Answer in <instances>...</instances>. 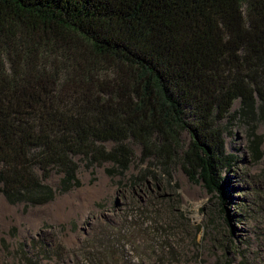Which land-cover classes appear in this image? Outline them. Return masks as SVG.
<instances>
[{
    "label": "trees",
    "instance_id": "obj_1",
    "mask_svg": "<svg viewBox=\"0 0 264 264\" xmlns=\"http://www.w3.org/2000/svg\"><path fill=\"white\" fill-rule=\"evenodd\" d=\"M225 119L249 128L262 158L264 0H0V197L10 204L80 187L77 157L121 174L140 161L156 182L179 164L226 202ZM53 172L59 191L46 184Z\"/></svg>",
    "mask_w": 264,
    "mask_h": 264
},
{
    "label": "rangeland",
    "instance_id": "obj_2",
    "mask_svg": "<svg viewBox=\"0 0 264 264\" xmlns=\"http://www.w3.org/2000/svg\"><path fill=\"white\" fill-rule=\"evenodd\" d=\"M239 109L236 101L231 111ZM219 127L234 157L218 177L226 202L179 164L156 182L140 161L121 174L77 157L81 186L54 201L26 207L0 197V264H24L25 250L33 264H264V125L260 159L245 124ZM181 137L188 148L189 134ZM61 178L53 172L46 184L59 191Z\"/></svg>",
    "mask_w": 264,
    "mask_h": 264
}]
</instances>
